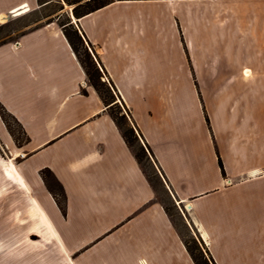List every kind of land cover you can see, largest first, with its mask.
<instances>
[{
  "label": "crops",
  "instance_id": "0c3cea01",
  "mask_svg": "<svg viewBox=\"0 0 264 264\" xmlns=\"http://www.w3.org/2000/svg\"><path fill=\"white\" fill-rule=\"evenodd\" d=\"M50 3L0 0V27ZM26 7L15 15L14 10ZM57 12L0 44V101L29 137L17 154L39 175L50 170L63 187L65 213L52 193V215L33 196L34 207L28 210L38 212L63 257L57 263L17 251L2 253L0 264H196L174 214L57 25ZM74 23L97 49L119 101L130 109L138 136L153 152L155 176L165 184L168 205L182 224L207 245L216 264H264V0H118ZM167 35L176 53L168 60L182 73L168 79L158 74L155 83L184 82L186 65L179 58L187 46L193 52L187 80L207 89L209 98L210 125L199 103L195 127L184 132H195L203 145L189 144L186 154L168 153L163 128H147L133 101L146 67H156L157 54L167 52L158 45ZM208 35L224 38L226 52L234 38L240 39L251 48L254 64L219 80L228 66L217 55L203 57ZM6 85L16 92L6 96ZM99 115L105 124L92 123ZM0 128H7L1 116ZM15 172L26 182L16 167ZM187 203L191 208L185 218L178 207ZM39 222L32 224L34 234Z\"/></svg>",
  "mask_w": 264,
  "mask_h": 264
},
{
  "label": "rangeland",
  "instance_id": "374dc122",
  "mask_svg": "<svg viewBox=\"0 0 264 264\" xmlns=\"http://www.w3.org/2000/svg\"><path fill=\"white\" fill-rule=\"evenodd\" d=\"M74 6L75 4H68L65 0H51V3L46 9L41 8L27 15L9 18V21L0 27V44L9 39H15V32L24 28L27 24L42 16L56 13L57 11L59 15L56 23L59 27L63 29L68 20H70L75 28H77V25L73 22L72 16ZM61 7L63 8L62 10H60ZM9 17H11V15ZM67 28L69 29V27ZM220 40L208 35L207 38L203 40L202 46L204 49L201 51L204 54L203 57H205V60L210 59L212 55H217L223 64H227L228 71L221 70L219 73V80L226 79L231 72H238L244 64H254L255 57L251 48L246 46L245 43L242 45L240 39L234 38V42L231 43V48L229 50L227 49V52L224 47V38L222 41ZM75 41L77 40L75 39ZM172 44L173 39L168 35L164 40H160L158 45L168 47V53L164 50L157 54L159 55L156 59L158 65H156V67L153 65L151 67H146L141 84L133 89L132 94L141 122H143L147 128H163V132L170 142L168 153L175 151L179 154H186V148H188L189 144L200 143L201 145V141L203 142V138L200 140V136L195 135V132V134L191 132L188 135L184 133L186 130H192V127H195L199 103L202 109L204 108L207 122L210 125V120L206 112L209 98L207 89L196 83L191 84L187 80V68L189 67L190 71L193 70L191 68L193 52L192 49H189L187 46L184 49V55L180 56L181 59L179 58V60H183L186 65L183 73L186 82L184 80L183 83L166 86L155 83V79H157L156 75L158 74L168 79L177 76V72L179 75L182 73L181 69L171 65L168 60L173 55H176L170 48ZM87 46L85 41L84 45L80 46V53L82 55H85ZM87 48L91 55L93 54L95 57H98V51L93 45L89 44ZM101 80L103 81V79ZM82 91L86 93L84 90ZM12 92H16L15 87L11 88V86L6 85L5 88H3V93L6 96ZM111 92L113 93L112 89ZM116 102L117 104L108 108V111L109 114L118 117L121 129L124 132H128L131 127L139 128L127 105L124 102H119L117 97ZM0 103L2 104L1 101ZM83 109L85 110L87 108L83 105ZM99 113H97V115ZM161 117V122H159V119L156 120V118ZM92 123L103 125L106 122L102 119V116L99 115L92 119ZM11 124L15 133L14 137L8 128H0V259L2 253L6 255L7 253L13 254L19 251L20 253H24L26 257H31L32 253H34L41 258H50L59 263L63 255L58 250L55 241L51 238L50 232L39 222L38 212L35 211L33 215H31L28 210L34 207L32 196L35 197L49 215L51 214L49 211L50 193H52L59 205H64L65 198L59 186H57L47 172L43 173L41 171L39 175L28 163L24 162V156H18L13 159L14 153H23L19 147L25 140L26 135L13 122H11ZM134 131L139 141L133 142L131 148L134 153L142 157V165L158 188L159 196L167 203V209L170 213L174 214V219H176L175 221L184 237L185 244H188L200 264H212L209 259V257L212 256L207 245L198 238V235H196L192 229L182 224L180 217L173 211L172 206L170 207L168 205L171 203V199L169 198V194H167V189L163 186L165 184L161 182L162 179H160L161 184L157 180L153 161L149 152L146 150L145 145L142 143L135 129ZM143 151L147 154V157L144 155ZM203 152V155H205V151ZM8 165L15 166L27 183L17 178L16 174L13 175L12 173H8L6 169ZM53 191L56 193L55 196ZM187 205L188 203L183 207L185 213L181 207H178L185 218L186 213L189 211V209L186 208ZM34 222H39L40 229V231H37L35 234L33 233L34 229L32 227ZM54 238L56 239V233H54Z\"/></svg>",
  "mask_w": 264,
  "mask_h": 264
},
{
  "label": "trees",
  "instance_id": "16d2710c",
  "mask_svg": "<svg viewBox=\"0 0 264 264\" xmlns=\"http://www.w3.org/2000/svg\"><path fill=\"white\" fill-rule=\"evenodd\" d=\"M38 1L40 3L46 2V1H42V0H38ZM65 1L68 4H75V6L73 8V14L77 18H80L82 16H85L89 13H92V12H94V11H96L102 7H105V6L109 5L110 3L118 1V0H65ZM67 27H69L70 30ZM63 31H64L68 41L70 42V44H71L78 60L80 61L83 69L85 70V73H86V75L90 81V84L94 87L96 92L99 94V96L102 99V101L104 102V104L106 106H109V108L116 105L117 104L116 97L118 98V96H120V95L118 94L116 87L114 86L112 80L107 77V72L104 68H102V63H101L100 59L98 57H95V55H93V54H92L93 56L91 55V53L88 51L87 47L89 46V44H87V43L86 44L88 46L86 47L85 55H82L80 53V46L84 45L85 39H84L83 35L80 33L79 29L75 28L73 23L70 20H68L66 25L63 27ZM74 38L77 41H75ZM103 77L106 78V80L102 81L101 79ZM111 89L113 90L114 94L111 92ZM84 92H86V91L84 90ZM0 115L3 119V121L5 122L6 127L11 132L13 137L15 136V133L12 129L13 127H12L11 122H13L15 125H17V127L20 128L21 131L26 135L25 140L21 143L20 146H22L24 143H26L28 141L29 137L26 134V131L24 130L23 126L17 120V118L14 115H12L5 108V106L2 105L1 103H0ZM110 116L116 122V124L120 127L118 117H116L113 114H110ZM134 129L135 128L131 127V128H129L128 132H124L122 130L124 139H125V141L129 147H132L133 142L139 141L136 134H135ZM146 150H147V148H146ZM148 152H149V155L151 157V155H153V152L150 148H149ZM143 153L147 157V154L144 151H143ZM135 156L138 159V161L142 164V157H140V155H138L136 153H135ZM219 164H220L223 175H226L224 165H223V162H222L220 156H219ZM42 172L48 173V175L53 179V181L57 184V186H59V188L62 191V194L65 198L63 187L58 182V180L56 179L54 174L48 169L42 170ZM53 194H54V196L56 195L55 191H53ZM60 207H61V210L63 211V213H65V205L60 204ZM186 247H187L188 251L190 252V254L192 255L194 262L196 264H200L198 262L197 258L195 257V255L193 254V252L191 251V249L189 248L187 243H186ZM209 259L212 262V264H215L212 257H209Z\"/></svg>",
  "mask_w": 264,
  "mask_h": 264
},
{
  "label": "bare ground",
  "instance_id": "6f19581e",
  "mask_svg": "<svg viewBox=\"0 0 264 264\" xmlns=\"http://www.w3.org/2000/svg\"><path fill=\"white\" fill-rule=\"evenodd\" d=\"M24 6H27V5H24ZM29 10V7H26L25 9H16V10H14L15 11V15H18V14H21V13H23V12H26V11H28ZM7 19V17L6 16H2V18H1V20H6ZM246 74H250V70H247V73ZM18 156H20V155H18L17 153H14V155H13V159H15V158H17ZM6 169H7V172L8 173H12L13 175L14 174H16V172H15V167L13 166V165H8L7 167H6ZM5 189V188H4ZM187 208L188 209H190L191 208V205L190 204H188L187 205Z\"/></svg>",
  "mask_w": 264,
  "mask_h": 264
},
{
  "label": "water",
  "instance_id": "95a60500",
  "mask_svg": "<svg viewBox=\"0 0 264 264\" xmlns=\"http://www.w3.org/2000/svg\"><path fill=\"white\" fill-rule=\"evenodd\" d=\"M72 16H73V22H74L75 20H78V18L75 17L74 14H73ZM22 155H23V154H22Z\"/></svg>",
  "mask_w": 264,
  "mask_h": 264
},
{
  "label": "flooded vegetation",
  "instance_id": "af4514ba",
  "mask_svg": "<svg viewBox=\"0 0 264 264\" xmlns=\"http://www.w3.org/2000/svg\"><path fill=\"white\" fill-rule=\"evenodd\" d=\"M103 80H106L104 77L102 78ZM120 102V101H119Z\"/></svg>",
  "mask_w": 264,
  "mask_h": 264
},
{
  "label": "built area",
  "instance_id": "2783aa9c",
  "mask_svg": "<svg viewBox=\"0 0 264 264\" xmlns=\"http://www.w3.org/2000/svg\"><path fill=\"white\" fill-rule=\"evenodd\" d=\"M186 208H187V206H186Z\"/></svg>",
  "mask_w": 264,
  "mask_h": 264
}]
</instances>
